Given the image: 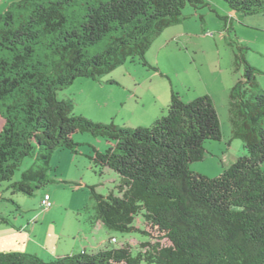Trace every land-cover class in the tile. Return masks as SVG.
<instances>
[{
	"label": "trees",
	"instance_id": "1",
	"mask_svg": "<svg viewBox=\"0 0 264 264\" xmlns=\"http://www.w3.org/2000/svg\"><path fill=\"white\" fill-rule=\"evenodd\" d=\"M223 1L264 18V0ZM186 5L197 10L207 2L14 0L0 13V184L34 155L9 184L12 194L32 196L52 181L55 150L76 154L78 133L103 137L107 148L91 146L87 158L99 174L114 171L116 186L104 195L88 186L94 200L88 222L142 238L136 247L106 243L48 260L0 251V264H264V91L240 46L235 63L242 74L229 90L228 109L232 136L245 153L217 176L190 169L204 159L206 140L222 139L212 96L188 101L171 90L164 115L132 128L75 115L71 99L58 96L77 77L96 79L127 59L156 70L146 51ZM103 39V50L89 54L87 47Z\"/></svg>",
	"mask_w": 264,
	"mask_h": 264
},
{
	"label": "rangeland",
	"instance_id": "2",
	"mask_svg": "<svg viewBox=\"0 0 264 264\" xmlns=\"http://www.w3.org/2000/svg\"><path fill=\"white\" fill-rule=\"evenodd\" d=\"M205 1L207 5L197 10L186 5L179 21L160 31L150 43L145 58L156 70L127 59L96 79L77 77L58 91V96L71 99L75 115L131 128L148 126L156 117L164 115L171 90L188 101L202 94L212 96L222 139L206 140L204 159L190 164V169L212 177L245 153L243 141L232 136L229 90L242 74V68L235 63L240 46L248 63L259 70L255 78L264 91V18L262 14H232L223 0ZM1 9L0 3V12ZM105 43L103 39L87 47L88 53L103 50ZM73 138L79 143L77 153L55 150L50 156L48 171L52 181L32 196L12 194L9 187L35 161L34 155L22 159L12 180L0 184V218H8L14 239L17 232L13 228L35 226L31 238L36 243H29L27 249L38 252L43 260L50 259L44 246L59 255L75 253L83 247L90 249L96 242L104 241L112 247L124 241L138 246L142 238L137 234L119 233L104 226L97 228L88 222L94 214V200L88 186H94L104 195L114 189L113 179L117 177L109 169L99 174V169L87 158L91 155V146L100 151L107 148L105 138L85 132ZM260 167L264 171V162ZM46 193L51 197L49 208L40 206ZM111 235L117 242L109 243Z\"/></svg>",
	"mask_w": 264,
	"mask_h": 264
},
{
	"label": "crops",
	"instance_id": "3",
	"mask_svg": "<svg viewBox=\"0 0 264 264\" xmlns=\"http://www.w3.org/2000/svg\"><path fill=\"white\" fill-rule=\"evenodd\" d=\"M12 1H14V0H10V1L9 0H0L1 7L3 8V9H1L2 11L0 13H2L4 11V9H6L7 6ZM230 11L232 14H237V12H235L234 10L230 9ZM239 15H240V13H239ZM113 181H114V179H113ZM9 224H10L9 222L0 221V251L18 250V251L33 253L27 249V245L29 243H36V240H32V238H31L32 237L31 235L33 234L36 227L35 226H28L26 228H23V226H19L20 228L18 230L16 228H13L14 231L17 232V239H14V235L12 233L13 230L10 229L11 227ZM21 243H24V245H20ZM105 244H106L105 241L103 243L102 242H99V243L96 242L95 245H92L90 247V249H86V247H83L80 249V251L81 250L82 251L83 250L92 251V250L100 248L101 246H103ZM43 248L46 250L48 257H50V258H56V257H59L62 255V254L59 255L60 254L59 252L57 253L53 250L49 251V249L46 246H44ZM34 253L39 255V253L36 251Z\"/></svg>",
	"mask_w": 264,
	"mask_h": 264
},
{
	"label": "built area",
	"instance_id": "4",
	"mask_svg": "<svg viewBox=\"0 0 264 264\" xmlns=\"http://www.w3.org/2000/svg\"><path fill=\"white\" fill-rule=\"evenodd\" d=\"M50 200H51V198H50L49 194L46 193L45 195H43L42 199L40 200L41 207H44V208L51 207L52 202ZM110 241H112V243L117 242L115 237H111Z\"/></svg>",
	"mask_w": 264,
	"mask_h": 264
},
{
	"label": "clouds",
	"instance_id": "5",
	"mask_svg": "<svg viewBox=\"0 0 264 264\" xmlns=\"http://www.w3.org/2000/svg\"><path fill=\"white\" fill-rule=\"evenodd\" d=\"M50 198H51V197H50ZM40 206H41V205H40ZM111 237H112V236H111ZM111 237H110V238H111ZM116 240H117V239H116ZM109 241H110V239H109ZM110 242H112V241H110Z\"/></svg>",
	"mask_w": 264,
	"mask_h": 264
}]
</instances>
